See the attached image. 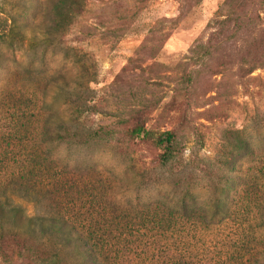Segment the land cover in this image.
Segmentation results:
<instances>
[{"label": "rangeland", "instance_id": "374dc122", "mask_svg": "<svg viewBox=\"0 0 264 264\" xmlns=\"http://www.w3.org/2000/svg\"><path fill=\"white\" fill-rule=\"evenodd\" d=\"M224 1L84 0L82 13L61 30L55 6L68 0H0L2 211L8 198L28 215L50 206L73 218L107 221L123 210L134 216L138 205L164 201L177 187L191 188L206 204L200 158L219 151L226 129L243 130L256 148L249 177L253 190L260 186L264 66L238 73L239 36H222L208 54L202 48L215 42L214 22L230 9ZM239 2L236 8L258 15L264 27L258 0ZM137 110L149 137L129 144L127 127ZM81 126H103L112 141L78 144L66 132ZM170 129L185 142L184 157L192 152L196 162L157 166L154 140ZM29 155L32 197L21 177L12 182L10 176ZM1 225L5 230L7 223ZM105 225L103 234L116 233L111 221ZM11 254L0 264L28 257Z\"/></svg>", "mask_w": 264, "mask_h": 264}, {"label": "trees", "instance_id": "16d2710c", "mask_svg": "<svg viewBox=\"0 0 264 264\" xmlns=\"http://www.w3.org/2000/svg\"><path fill=\"white\" fill-rule=\"evenodd\" d=\"M83 3L84 0L58 3L53 21L63 30L82 13ZM239 3L224 1L230 9L214 22L217 40L202 48L208 54L214 43L219 47L222 36H239L242 45L237 71L249 74L264 66V27L258 15L239 11ZM258 3L264 9V0ZM143 113L137 110L132 115L124 142L133 144L134 138L149 137ZM66 135L78 144L111 142L113 138L103 126L75 127ZM221 139L216 154L200 158L206 162L199 172L209 195L206 204L198 201L191 188L179 191L176 185L166 200L138 205L134 216L129 217L123 210L122 215L104 221L92 216L73 218L50 206L28 215L6 198L7 211L3 212L0 206V221L7 223L5 230L0 226V257L6 260L13 252L27 254V262L23 259L21 264H264V177L255 190L249 177L257 150L241 129H226ZM196 140L202 144L200 138ZM154 144L160 149L158 167L186 166L198 158L192 152L184 157L185 142L174 129L163 131ZM29 156L27 165L10 176L12 182L21 177L32 197L35 191L28 175L35 168V159ZM53 180L51 185L55 188L57 178ZM17 183L18 180L13 185ZM106 213L114 214L115 210ZM110 221L116 226V233L103 234L102 227ZM4 239L8 244L3 243ZM38 249L43 250L40 255Z\"/></svg>", "mask_w": 264, "mask_h": 264}]
</instances>
